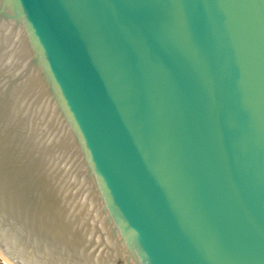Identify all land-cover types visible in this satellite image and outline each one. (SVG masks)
Instances as JSON below:
<instances>
[{
	"label": "water",
	"instance_id": "obj_1",
	"mask_svg": "<svg viewBox=\"0 0 264 264\" xmlns=\"http://www.w3.org/2000/svg\"><path fill=\"white\" fill-rule=\"evenodd\" d=\"M0 259L264 264V0H0Z\"/></svg>",
	"mask_w": 264,
	"mask_h": 264
},
{
	"label": "bare ground",
	"instance_id": "obj_2",
	"mask_svg": "<svg viewBox=\"0 0 264 264\" xmlns=\"http://www.w3.org/2000/svg\"><path fill=\"white\" fill-rule=\"evenodd\" d=\"M4 264H8L5 260H4V262H3Z\"/></svg>",
	"mask_w": 264,
	"mask_h": 264
},
{
	"label": "rangeland",
	"instance_id": "obj_3",
	"mask_svg": "<svg viewBox=\"0 0 264 264\" xmlns=\"http://www.w3.org/2000/svg\"><path fill=\"white\" fill-rule=\"evenodd\" d=\"M0 264H4V263L1 261V259H0Z\"/></svg>",
	"mask_w": 264,
	"mask_h": 264
}]
</instances>
